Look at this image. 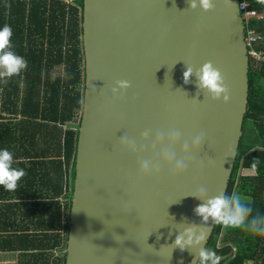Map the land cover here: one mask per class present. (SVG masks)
I'll return each mask as SVG.
<instances>
[{"label": "water", "instance_id": "obj_1", "mask_svg": "<svg viewBox=\"0 0 264 264\" xmlns=\"http://www.w3.org/2000/svg\"><path fill=\"white\" fill-rule=\"evenodd\" d=\"M241 0H83L65 264H199L250 102Z\"/></svg>", "mask_w": 264, "mask_h": 264}, {"label": "trees", "instance_id": "obj_2", "mask_svg": "<svg viewBox=\"0 0 264 264\" xmlns=\"http://www.w3.org/2000/svg\"><path fill=\"white\" fill-rule=\"evenodd\" d=\"M247 1L264 14V0ZM249 27L261 37L253 49L264 53V19ZM250 59L244 136L222 214L199 264H264V61L252 54ZM0 63L6 103L15 105L12 97H20L25 86L26 117L56 128L70 183L64 224L52 247L54 264H65L85 91L83 0H0Z\"/></svg>", "mask_w": 264, "mask_h": 264}, {"label": "crops", "instance_id": "obj_3", "mask_svg": "<svg viewBox=\"0 0 264 264\" xmlns=\"http://www.w3.org/2000/svg\"><path fill=\"white\" fill-rule=\"evenodd\" d=\"M24 88L14 105L0 86V264H54L70 176L56 128L26 117Z\"/></svg>", "mask_w": 264, "mask_h": 264}, {"label": "built area", "instance_id": "obj_4", "mask_svg": "<svg viewBox=\"0 0 264 264\" xmlns=\"http://www.w3.org/2000/svg\"><path fill=\"white\" fill-rule=\"evenodd\" d=\"M241 12L246 22L247 27V43L249 50L252 49L250 54H252L255 58H258L259 60L264 61V53L255 51L254 45L256 43H259L261 41V37L257 35V33L254 30L250 29V25L252 20L258 19L259 21L264 19V14H260L259 12L252 10V5L247 0H241Z\"/></svg>", "mask_w": 264, "mask_h": 264}]
</instances>
